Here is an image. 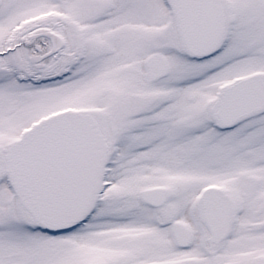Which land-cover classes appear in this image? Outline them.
Listing matches in <instances>:
<instances>
[{
	"label": "snow or ice",
	"instance_id": "snow-or-ice-1",
	"mask_svg": "<svg viewBox=\"0 0 264 264\" xmlns=\"http://www.w3.org/2000/svg\"><path fill=\"white\" fill-rule=\"evenodd\" d=\"M0 264H264V0H0Z\"/></svg>",
	"mask_w": 264,
	"mask_h": 264
}]
</instances>
